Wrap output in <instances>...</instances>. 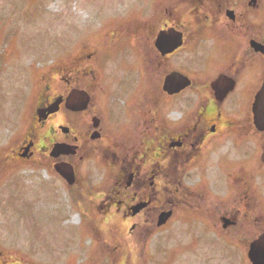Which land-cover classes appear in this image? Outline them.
<instances>
[{"label":"flooded vegetation","instance_id":"obj_1","mask_svg":"<svg viewBox=\"0 0 264 264\" xmlns=\"http://www.w3.org/2000/svg\"><path fill=\"white\" fill-rule=\"evenodd\" d=\"M147 10L142 21L128 23L127 82L103 86L96 67L79 57L61 69L57 86L36 92L22 140L11 152L36 155V164L78 193L80 206L129 220L130 233L139 225L149 233L174 218L181 232L192 234L193 216L205 217L201 228L218 244L245 248L241 221L258 217L264 187V128L253 113L264 87V0H151ZM160 32L180 33L182 44L160 52L154 44ZM189 40L205 42L191 47L195 68L202 70L167 65ZM173 71L186 75L189 85L168 91L164 83ZM186 89L190 109L178 112ZM83 93L87 106L74 109ZM106 148L112 178L101 185L82 163ZM67 165L72 183L62 171ZM167 211L169 218L158 225ZM194 238L189 246L197 244Z\"/></svg>","mask_w":264,"mask_h":264},{"label":"rangeland","instance_id":"obj_2","mask_svg":"<svg viewBox=\"0 0 264 264\" xmlns=\"http://www.w3.org/2000/svg\"><path fill=\"white\" fill-rule=\"evenodd\" d=\"M150 2L0 0V264H251L248 242L264 230L263 185L258 217L241 221L246 247L232 249L204 232L205 217L193 216L192 234L181 232L174 218L149 233L140 225L130 233L129 220L80 206L78 193L36 164V155L24 159L11 152L22 140L36 92L45 84L57 86L61 69L79 57L96 67L103 86L127 82L133 30L128 23L146 18ZM193 42L166 64L197 69L191 47L204 48L205 42ZM186 91L178 112L190 109L185 103L192 96ZM165 108L173 109L168 103ZM102 150L89 153L82 165L94 183L108 185L111 150ZM192 237L197 244L189 246Z\"/></svg>","mask_w":264,"mask_h":264},{"label":"water","instance_id":"obj_3","mask_svg":"<svg viewBox=\"0 0 264 264\" xmlns=\"http://www.w3.org/2000/svg\"><path fill=\"white\" fill-rule=\"evenodd\" d=\"M155 47L162 53L172 51L174 48L182 44V36L180 33H176L173 37L165 35L164 32L158 33L155 39ZM190 83V79L184 74L173 71L166 76L164 86L168 91H178L185 88ZM81 102H76L74 109H83L88 102V95L83 93ZM254 122L258 128H264V87L259 93L255 104L253 105ZM61 145H58L59 147ZM24 155V154H23ZM26 155V154H25ZM261 159L264 161V151L261 154ZM63 174L68 178L70 183L73 182V171L70 165L63 166ZM171 212H162L158 218V225L165 223ZM247 256L252 264H264V231L260 233L255 239H253L248 248Z\"/></svg>","mask_w":264,"mask_h":264},{"label":"bare ground","instance_id":"obj_4","mask_svg":"<svg viewBox=\"0 0 264 264\" xmlns=\"http://www.w3.org/2000/svg\"><path fill=\"white\" fill-rule=\"evenodd\" d=\"M75 218V216L73 215L72 217H71V219L73 220Z\"/></svg>","mask_w":264,"mask_h":264}]
</instances>
